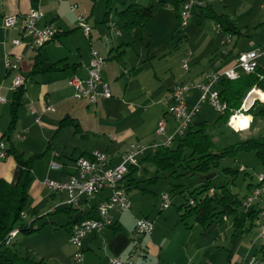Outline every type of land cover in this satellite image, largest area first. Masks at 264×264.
Returning <instances> with one entry per match:
<instances>
[{
  "label": "crops",
  "instance_id": "1",
  "mask_svg": "<svg viewBox=\"0 0 264 264\" xmlns=\"http://www.w3.org/2000/svg\"><path fill=\"white\" fill-rule=\"evenodd\" d=\"M200 1L212 3L213 0ZM241 1L223 0L225 10L222 13L233 17L235 14L233 12L237 10L234 2L240 4ZM73 2L74 0H0V96L5 98V101L0 103V137L8 133L12 122V102L15 92L12 83L16 71H8L4 62L5 55L12 52L14 55L21 56L19 72L25 76V91L18 108V118L10 142L7 143L8 145L12 143L17 152L26 156L42 154L34 161L33 180L29 188V200L33 199L34 217L28 219L25 213L24 218L27 223L41 219L40 221L49 230V242L55 245L54 250L51 257L43 255L41 258L48 261L50 258L55 259L58 264H108L109 257L112 256L126 260L130 257L136 243L134 228L136 218L140 216H147L153 220L154 230L151 235L140 241L141 246L133 257V264H234V262L245 264L252 255L259 258L257 253H240L234 248L232 251L229 250V255L226 256L224 251L217 248L218 240H228L226 230L222 227L226 226V229L232 230L231 242L236 246L240 242L241 235L248 233L254 227L258 228L259 234L256 223L252 229L243 232L234 229L232 217H224L223 221L213 223L207 229L195 219L196 223L202 227L201 232L195 233V226L190 227L187 224L186 219L189 217L184 221L181 218L182 210L179 207L185 202V185L171 182L169 188L159 192L145 187L143 180L151 183L147 180L151 177L143 176L148 175V169L144 165L146 163H141L138 173V179L142 180L140 185L147 188L148 193L157 195L158 208L144 207L142 203L138 205L134 201L132 190H139V188L131 189L129 191L132 202L130 211L112 212L113 223L100 231L88 234L83 243V260L74 262L76 247L70 241L71 231L65 226L68 215L63 210L68 205L65 202L67 195L50 191L45 180L67 178L76 171V159L80 156H89L95 149L108 152L112 165L122 161L123 153L131 148L133 142L149 147L140 156L139 161L147 153L153 152L156 147L152 144L159 142L163 137L157 133L159 120L166 117L168 135L175 131L178 124L177 120L166 115V112L172 89L177 84L184 83L182 67L184 69L185 67L182 62L185 59L183 60L182 56L179 60L176 59L177 53H173L170 49L172 45L168 37L173 32V26L163 24L154 29L151 28L150 21L156 19L154 9L153 17L148 24L132 29L122 27L117 15V10L120 9H115L119 25L116 24L121 30V34H117L111 27L112 22H116L111 16V9L110 14L107 15L109 0L106 1V10L99 24L91 22L90 19L94 12V4L89 12L88 8L81 9L80 5ZM131 3L146 5L140 1ZM229 4L233 5L234 9H230ZM74 5H76L75 8L72 7ZM34 6H38L44 12V16L38 21L39 26L53 22L58 28L56 37L40 47L33 45L21 32L23 16ZM146 6L153 8L154 5ZM160 6L157 11L158 19L162 23L168 22L169 15L164 12V4ZM181 7L180 1L176 6L177 12L174 14L178 19H180ZM81 11L84 14H78ZM13 14L17 15V22L13 26L6 27L5 16ZM80 15L85 16L92 25L90 36H87L78 25ZM238 27L241 31L238 35H248L245 31L248 27L247 23L241 24L239 21ZM102 34H107L108 38H103ZM17 38L21 39V42L15 45L14 40ZM218 38L219 42L214 45V49L211 48L215 50V58L210 66L205 67L203 63L201 65L200 60L199 65L192 70L186 69L193 75L189 80L203 81L209 73L233 66L240 52L256 47L255 42H252L235 50L238 41L234 42V35L227 32L222 35L220 31ZM220 39H226L229 43L225 49L220 46ZM92 49H97L107 58L102 74L111 90L109 97H101L96 103L77 99L74 96V87L69 82L74 75L83 78L87 76ZM192 55H194L193 52L191 54L188 52L185 58L188 59ZM259 63L264 66V58H261ZM200 95L201 91L198 88H189L188 103L191 105L198 102ZM260 96L261 100L264 99L261 94ZM46 100L54 106V110L45 109ZM202 102L196 116L201 113ZM31 107H35L41 114L40 122L35 121ZM262 107H264V100L256 109ZM250 116L252 123L249 130L253 135L263 131L264 122H256V118ZM64 117H70L73 121L61 125ZM205 120L212 121L206 117L203 121ZM253 123H255L254 127H252ZM51 161L59 163L60 166L51 168ZM21 171L22 167L13 154L0 158V177L15 183ZM210 172L206 173L209 175L207 179L211 178ZM191 174L193 173L188 175ZM255 184H249L247 190L249 193ZM173 187L171 196L177 193L182 200L176 208L172 207V201L169 207L162 209L160 196ZM248 192L245 193V197L249 194ZM108 193L109 190L105 189L92 201L84 199L83 211L88 212ZM262 199L264 201V195ZM44 202L48 204V208L42 212L40 204ZM55 213H60L64 217L56 220L50 216ZM18 235L19 232L14 238ZM259 260L260 264H264V257Z\"/></svg>",
  "mask_w": 264,
  "mask_h": 264
},
{
  "label": "trees",
  "instance_id": "2",
  "mask_svg": "<svg viewBox=\"0 0 264 264\" xmlns=\"http://www.w3.org/2000/svg\"><path fill=\"white\" fill-rule=\"evenodd\" d=\"M110 1L107 15L110 14ZM194 7H198L203 16L214 19L216 24L223 28L225 32L231 34L241 32L237 20L228 14L218 13L211 2L206 1L203 3L201 1L196 3ZM117 15L124 29H132L137 26L143 27L152 19L153 8L138 3H129L122 9L117 10ZM253 87L263 98L264 66L260 64L255 72H241L236 79L221 77L216 84V88L219 90L220 99L227 105L226 109L213 121L205 120L199 123L193 121L185 133L179 135L175 144H160L153 152L144 155L138 165H131L123 180V186L128 193L133 188H139L144 193L149 192L147 188L140 185L142 180L138 179L141 163H150L155 167L156 175L147 179L154 184L159 181L160 175L165 172H170V175H174L176 178L196 172L208 173L211 169L219 166L218 164H220L222 158L227 156L236 157L240 152H254L260 164L264 167V130L229 144L221 143L216 139V133H223V127L230 126L228 124L230 115L241 107L247 92ZM24 91L25 87L20 86L14 92L12 122L8 133L3 136L8 143L18 118V108L22 103ZM259 102L257 100L254 106L248 110V113L264 117V107L256 112L254 110ZM72 121V118L64 117L61 125ZM231 129L233 134L238 133L233 128ZM8 153L14 155L18 164L22 167V171L15 183L0 177V264H53L45 258H35L29 254H23L16 248L15 238L7 243V235L14 227L19 226V231L28 234L36 230L34 220L30 223L25 222L24 214L29 201V188L33 180V164L42 155L38 153L26 156L17 152L12 143L8 145ZM223 171L227 174L237 172L231 167H226ZM211 189H213L212 192ZM173 190L174 187L169 191L171 195ZM187 191L189 196L185 198V202L179 207L182 210V221L194 216L196 221L207 229L211 224L223 221L224 217H232L235 230L239 229L244 232L255 226L259 206L254 204L246 207L244 205L245 198L239 197L228 184L215 185L211 179L206 178L202 185L193 189L187 188ZM63 210L68 215V222L65 226L70 231L73 225L78 224L83 218L98 217L96 205H93L86 213L82 210L78 217L76 216L79 211L70 205L64 207Z\"/></svg>",
  "mask_w": 264,
  "mask_h": 264
},
{
  "label": "built area",
  "instance_id": "3",
  "mask_svg": "<svg viewBox=\"0 0 264 264\" xmlns=\"http://www.w3.org/2000/svg\"><path fill=\"white\" fill-rule=\"evenodd\" d=\"M223 1V0H218ZM200 0H186L183 3V26L187 24L192 17L194 5L200 3ZM73 8L76 5L72 6ZM44 16V12L38 7H31L30 10L23 16V24L21 32L28 40L35 46L40 47L53 40L58 33V28L53 22L45 23L39 26L38 21ZM5 26H13L17 22V15H6ZM79 27L90 36L92 25L88 22L87 18L83 15L79 16ZM111 27L117 34H121V30L117 27L116 22H112ZM103 38H108L107 34H102ZM21 39L14 40V44H19ZM192 51H190V54ZM264 58V43L256 46L250 50L240 52L235 60V64L229 68L209 73L203 81H189L186 82V106H187V129L194 121L197 112L200 110V102L208 100L212 106L220 113H222L227 105L220 99L219 90L216 84L221 77L236 79L240 76L241 72H255L259 66V60ZM20 55H14L8 52L4 57L5 66L8 71H16L13 78L12 88L17 89L25 85V76L22 75L20 70ZM107 63V58L97 50H91V58L88 66V74L85 78L74 75L70 78L69 82L74 87V96L77 99H86L90 103H96L101 97H109L111 90L109 83L104 79L102 74L103 66ZM188 60L185 58V69H188ZM191 87H196L201 91L200 99L194 104H189L187 100V91ZM255 87L251 88L246 97L244 98L241 107L234 111L230 117L228 124L235 131L245 130L238 129L232 125V119L238 113H247L250 105L245 106V103ZM170 104L167 109V114L177 120L178 124L172 134H167V119L163 117L158 122L157 133L163 137L159 142L153 143V147L160 144L171 145L177 138H179V121H178V94L177 85L170 93ZM257 97L253 98L256 100ZM260 99V98H259ZM5 98L0 96V103L4 102ZM250 104V103H249ZM46 110H54V106L45 101ZM34 114L35 121H41V114H39L35 107H31ZM252 123L250 119L246 129H249ZM20 137V134H18ZM149 147L139 142H133V150H126L123 153V158L120 163L110 164V156L108 152L95 149L91 151L89 156H80L76 159V171L70 174L65 179H46L45 184L50 191L56 193H65L66 204L76 208L79 212L83 210L84 199L92 201L105 189L109 193L96 204L98 217L85 219L83 224H74L70 232V241L76 247L74 253V262H81L84 257L83 243L85 237L95 231H100L103 228L110 226L113 223L112 212L130 211L132 202L128 191L123 186L125 175L129 172L131 165H138L139 158L143 155ZM8 143L0 137V158L8 156ZM60 165L55 161H51V168H58ZM213 189H211V192ZM251 192L245 197L244 205L250 207L254 204L259 206V214L256 219V225L259 227V238L264 239V173L258 175V183L254 185ZM192 202V200H191ZM172 203V196L169 191L163 192L160 199V207L166 209ZM14 227L7 235V243L10 242V234H13ZM154 230V222L147 216H140L136 218L134 228L135 246L130 254V257L123 260L119 257H109L108 264H133V257L137 249L141 246L140 241L148 236ZM245 264H260L259 258L252 255Z\"/></svg>",
  "mask_w": 264,
  "mask_h": 264
},
{
  "label": "rangeland",
  "instance_id": "4",
  "mask_svg": "<svg viewBox=\"0 0 264 264\" xmlns=\"http://www.w3.org/2000/svg\"><path fill=\"white\" fill-rule=\"evenodd\" d=\"M106 1L107 0H74L73 4L80 5V8H88V11H91V7L94 4V12L91 16V22H95V24H99V20L102 19L103 13L106 10ZM140 1L143 4L146 5H154V14L156 13V19L150 21L151 28L154 29V27L160 26V25H166L169 27H174L173 32L169 35L168 39L171 42V50L173 53H177L176 59H180L182 56V59L185 57L187 58L188 52L192 51L194 55L188 57V66L190 70H192L194 67L199 65V62L201 60L202 63L205 65V67H209L211 61L215 58V50H213L214 45L219 42L218 35L221 31V34H225V30L223 28L217 27L216 22L214 19H212L209 16H203L199 8L194 9L192 12V17L189 19L186 25H181L180 19L176 18L174 14L177 12L176 6L182 2L183 3L186 0H113L111 4V16L114 18L116 23L119 25V22L117 20V17L115 15V9H121L124 5H127L131 2H137ZM235 3V7H237L236 12L234 14V18L237 20V23L240 21L241 24L247 23L248 27L246 28V33L248 35H234V42L238 41V45L236 46L235 50L240 48L242 45L251 44L252 42H255L256 46H259L264 43V0H242L240 4L237 2ZM160 4H164V12L169 15L168 22L162 23L161 20H159V12L158 9H160ZM232 4V3H231ZM229 4V5H231ZM212 5L215 8V10L218 13H222L225 9L224 2L213 0ZM182 8V7H181ZM230 9H234V6L231 5ZM78 9L76 10V12ZM181 11V9H180ZM234 11V10H233ZM78 14H84V12H78ZM233 15V14H231ZM98 19V21L96 20ZM239 20V21H238ZM79 23V22H78ZM79 25V24H78ZM263 25V27H262ZM224 32V34H223ZM106 33H109L106 31ZM228 33V32H227ZM110 34V33H109ZM221 36V35H220ZM227 39V38H226ZM226 39H220V46L222 49H225V46L229 43H227ZM263 41V42H262ZM211 48H213L211 50ZM183 59V60H184ZM184 63V61L182 62ZM182 77L185 78L184 83L192 81L189 80L193 77L191 75L189 70H186L182 67ZM195 82V81H194ZM263 91V90H262ZM264 92V91H263ZM255 98V97H254ZM253 98H250V100ZM248 103H250V107L248 110H250L255 102L259 100L260 102L257 104H262V100L257 98L256 100H252ZM256 106V107H257ZM247 110V111H248ZM255 112L258 111V109L254 108ZM220 112H218L208 101H203L201 104V113H198L196 116V122H203V119L206 117L209 120H215L219 116ZM255 117L256 122H264V117L261 115H254L253 113H244L245 116L249 117L251 119V116ZM249 123V122H248ZM259 124V123H258ZM257 124V125H258ZM232 125L239 128V125L232 121ZM255 126V123L252 124V127ZM224 132L223 133H216V139L226 144L237 142L241 138L249 137L253 135L252 131L249 129L240 130L237 134L232 133V129L229 127H223ZM234 130V129H233ZM4 138V137H3ZM5 139V138H4ZM9 155V154H8ZM145 167L148 169V175L144 174L145 177H154L156 175L155 167L151 164H144ZM218 167H215L211 169V172L209 173L211 175L212 182L215 185H221V184H228L231 189L236 192L239 197L243 198L245 197V193L248 191L249 184L258 183V175L259 173H264V167L262 164H260V161L258 160L256 154L254 152H240L236 157H224L220 160V164H218ZM231 167L234 170H237V172H231V173H225L223 171L224 168ZM141 175V174H140ZM209 175L206 173H193L191 175L187 176H181L179 178L171 177L170 173H165L160 175V179L157 183H148L147 181H144L143 185L145 187H150L154 189L155 191L159 192L162 189H167L171 186V182L173 183H183L186 187L184 195L185 197L189 196V193L187 191V188L193 189L195 187H198L204 183L206 180L205 178H208ZM48 188V187H47ZM132 194L134 197V201L137 202L138 205L142 203V205L148 206V207H157L158 208V198L157 195L154 193H141L142 191L139 189H133ZM249 193V192H248ZM132 197V195H131ZM132 197V200H133ZM173 203L172 207L176 208L179 203L182 200V197H180L179 194H173ZM161 199V196H160ZM33 199L28 201L27 207L25 209V213L28 215V219L31 217H34V210H33ZM44 205V206H43ZM40 209L42 212L46 211L48 208L47 203L40 204ZM80 213V212H79ZM51 217L55 218L56 220H60V218L64 217V215H60V213L51 214ZM25 218V214H24ZM41 219L34 222V227L36 230H34L31 233H25L23 231H19V235L14 239L15 246L18 248L23 254H29L32 257L35 258H41L43 255H49L48 257H51L52 252L54 250V244L51 245L49 242L50 235L48 233V228L45 226L44 223L40 221ZM187 220V224L191 226H195V233L201 232L202 227L196 223L194 216L189 217ZM59 228V226H58ZM227 227H222V229H225L228 240L224 241L223 239L218 240V247L220 251H224L226 256L229 255V252L232 251L234 248L236 252L240 253H257V256L259 258L264 257V239L258 237V228L254 227L252 230H250L248 233H244L240 237V242L235 246L231 242V234L232 230L226 229ZM214 234V233H213ZM14 238V237H13ZM21 238V239H20ZM222 238V237H221ZM230 250V251H229ZM53 264H58L55 259L49 260ZM236 262H234L235 264Z\"/></svg>",
  "mask_w": 264,
  "mask_h": 264
},
{
  "label": "bare ground",
  "instance_id": "5",
  "mask_svg": "<svg viewBox=\"0 0 264 264\" xmlns=\"http://www.w3.org/2000/svg\"><path fill=\"white\" fill-rule=\"evenodd\" d=\"M183 7L181 8L180 11V22L181 25H183ZM105 58V57H104ZM184 67H185V61H184ZM177 94H178V121H179V135H182L185 133L187 129V106H186V83H180L177 84ZM260 98V93L257 91H252L250 96L248 97L245 106L249 105V100L250 98ZM248 118L247 116L244 115V113L240 114L238 113L237 116H234L232 121L236 122L239 125L240 129H245L248 126ZM250 120V119H249ZM129 150H133V145ZM85 219H91L88 217L83 218L78 224H83L85 223ZM19 227V226H18ZM16 227L15 230H13V234H10V241L13 239V237L19 232V228Z\"/></svg>",
  "mask_w": 264,
  "mask_h": 264
},
{
  "label": "water",
  "instance_id": "6",
  "mask_svg": "<svg viewBox=\"0 0 264 264\" xmlns=\"http://www.w3.org/2000/svg\"><path fill=\"white\" fill-rule=\"evenodd\" d=\"M79 215H80V213H78L76 217H78Z\"/></svg>",
  "mask_w": 264,
  "mask_h": 264
}]
</instances>
